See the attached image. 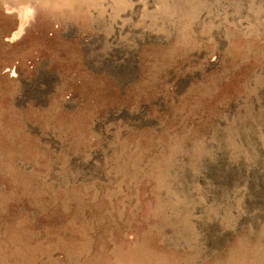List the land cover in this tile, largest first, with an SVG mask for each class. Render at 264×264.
I'll return each instance as SVG.
<instances>
[{
  "label": "rangeland",
  "instance_id": "1",
  "mask_svg": "<svg viewBox=\"0 0 264 264\" xmlns=\"http://www.w3.org/2000/svg\"><path fill=\"white\" fill-rule=\"evenodd\" d=\"M0 264H264V0H0Z\"/></svg>",
  "mask_w": 264,
  "mask_h": 264
}]
</instances>
